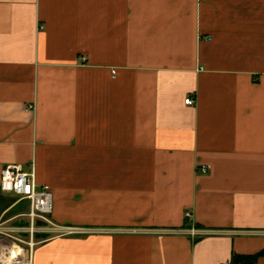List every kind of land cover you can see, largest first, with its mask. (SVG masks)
Instances as JSON below:
<instances>
[{
	"label": "crops",
	"instance_id": "crops-1",
	"mask_svg": "<svg viewBox=\"0 0 264 264\" xmlns=\"http://www.w3.org/2000/svg\"><path fill=\"white\" fill-rule=\"evenodd\" d=\"M11 165L52 194L55 224L89 232L37 245L34 264L260 254L264 0H0Z\"/></svg>",
	"mask_w": 264,
	"mask_h": 264
},
{
	"label": "built area",
	"instance_id": "built-area-1",
	"mask_svg": "<svg viewBox=\"0 0 264 264\" xmlns=\"http://www.w3.org/2000/svg\"><path fill=\"white\" fill-rule=\"evenodd\" d=\"M185 105L193 106L194 100L188 98ZM205 174L207 167H200ZM0 191L11 194L15 201L0 215V264H34L35 247L57 237L85 235L89 232L77 227H63L51 219L53 196L46 189L38 188L34 173H26L20 165L4 167L0 172ZM27 211H17L8 217L11 209L25 203ZM185 217L192 218L189 212ZM183 235L192 238L201 235L193 228L182 230Z\"/></svg>",
	"mask_w": 264,
	"mask_h": 264
},
{
	"label": "rangeland",
	"instance_id": "rangeland-1",
	"mask_svg": "<svg viewBox=\"0 0 264 264\" xmlns=\"http://www.w3.org/2000/svg\"><path fill=\"white\" fill-rule=\"evenodd\" d=\"M14 201H15V197L13 195L1 193L0 194V215L2 214L4 209L9 207ZM25 207H26V202L22 203L19 206V208H17L15 211H11L10 213H8L7 216L10 217V216L15 215L18 210L19 211H26Z\"/></svg>",
	"mask_w": 264,
	"mask_h": 264
},
{
	"label": "trees",
	"instance_id": "trees-1",
	"mask_svg": "<svg viewBox=\"0 0 264 264\" xmlns=\"http://www.w3.org/2000/svg\"><path fill=\"white\" fill-rule=\"evenodd\" d=\"M260 256H264V250L260 254L254 256H233L229 264H254L256 259Z\"/></svg>",
	"mask_w": 264,
	"mask_h": 264
}]
</instances>
